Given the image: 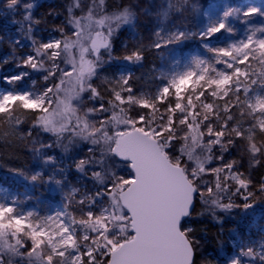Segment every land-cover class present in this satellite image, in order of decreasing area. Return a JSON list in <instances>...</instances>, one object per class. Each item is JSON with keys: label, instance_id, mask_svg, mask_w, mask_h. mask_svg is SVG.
Masks as SVG:
<instances>
[{"label": "snow or ice", "instance_id": "snow-or-ice-1", "mask_svg": "<svg viewBox=\"0 0 264 264\" xmlns=\"http://www.w3.org/2000/svg\"><path fill=\"white\" fill-rule=\"evenodd\" d=\"M34 6L25 4L27 14L14 22L20 23L30 50L15 57V72H0V136L15 135L32 119L28 136L38 131L55 137L54 143L33 141L39 146L32 149L37 162L30 175L13 171L33 187L61 193L62 200L50 210L43 205L46 210L40 212L23 206L30 197L0 190V264H6L5 255L7 264L11 257L27 264H192L193 229L184 221L197 194L213 209L247 213L256 205V192L264 193V177L250 191L253 180L240 170L245 155L249 169L264 160V139L257 140L264 138V25L249 24L251 17H264V7L225 5L218 15L204 11L205 22L188 30L164 26L173 7L169 2L149 43L124 55L122 67L121 58L112 55V36L122 25H134L135 13L128 8L97 18L105 0H92L87 12L76 16L84 6L71 0L63 26L45 38L34 35L40 23L32 19ZM2 7L14 12L19 0H6ZM229 18L247 25L238 39H226L237 33ZM191 41L198 47L185 53ZM145 48L171 57L154 92L133 84L131 66L143 62ZM8 62L0 58V65ZM105 64L116 71L105 77L102 93L93 82ZM33 75L44 82L39 88ZM85 96L92 107L79 114ZM95 117L103 118L91 122ZM80 142L90 145V155L74 160V167L77 173L90 172L94 193L71 186L68 169L54 151L67 154L75 147L74 158ZM238 146L239 158L225 162ZM109 160L126 165L127 176L106 167ZM227 264H264V239L242 241Z\"/></svg>", "mask_w": 264, "mask_h": 264}, {"label": "rangeland", "instance_id": "rangeland-1", "mask_svg": "<svg viewBox=\"0 0 264 264\" xmlns=\"http://www.w3.org/2000/svg\"><path fill=\"white\" fill-rule=\"evenodd\" d=\"M132 5V11L135 13V23L134 25H126L123 35H119L115 49V56L121 58L130 51L134 50L141 43L147 45L149 43L151 33L160 25L162 17L160 15L163 8H167L169 2L173 5L171 11L168 14L166 20H163L164 26L166 28H172L173 26H178L180 28L187 27L188 30H195L200 24L204 23L206 18L203 16L204 11H211L212 15H218L223 11L225 5L238 6L246 10L248 5H255L258 7H264V0H126ZM6 0H0V58L8 57L9 62L4 65H0L4 73H13L16 71L15 65L18 62L15 57H19L22 54L30 50V41L27 40L24 32L19 31L21 28L20 23H14L15 21H22L23 16L26 15L23 11L24 5L27 3H32L35 6L32 8V19L39 20L38 25H34L35 31L34 35L36 37L47 38L49 33L54 28L63 26V22L67 18V5L71 3V0H19L20 8L14 12H5L3 9V4ZM92 3V0H82L83 12L80 10L75 11L76 16L83 15L87 12L88 6ZM210 6H213L210 8ZM147 9V11H145ZM49 12L59 13L58 18H54L49 15ZM230 23L237 29L235 37H226V39H238L240 35L243 34L246 24L242 23L240 20L229 18ZM249 24L254 26L264 25V17L254 16L249 18ZM27 22L24 23L25 29L27 28ZM71 35L70 32L66 33ZM57 38H59V33H53ZM20 40L21 45L13 44V41ZM223 43V39L220 41ZM127 46V47H126ZM197 45L195 41L187 42L184 46V52L196 50ZM146 52H149L153 56L152 66H131V70L134 74L133 84L138 90L143 91H155L156 86L159 83V76L162 70H167L169 64L171 63V57L168 59L162 58L154 50H148L145 48ZM203 52V50H200ZM167 54V53H166ZM206 55V53H204ZM113 65L117 64L114 61L111 62ZM122 67L123 64H120ZM61 67H64L61 63ZM115 67H109L107 64L104 65V71L98 73L97 77L94 78V86L104 93L107 88V82L105 77L111 78L115 73ZM138 77L139 79H135ZM32 80H36V87L39 88L44 82L43 80L36 76H32ZM31 85V80L26 82ZM106 95V94H105ZM88 107H92V104L88 101L87 96L84 97L83 104L79 106V114H83ZM103 117H95L91 122H96L98 119ZM32 124V119L26 120V122L21 125L15 132V135L10 136H0V168L5 170L3 176L8 180L0 190L6 189L9 194L18 195L21 198L24 196L30 197V199L25 200L24 207L36 208L37 211L44 212L46 209L43 205H48V210L59 206L62 195L59 192L50 190L47 186L38 185L33 187L27 183L22 177H20L21 183H13V180L19 181L18 175L14 173L13 170H24L29 175L32 170H34L36 165V159L32 151L33 147H38L39 143L33 144V141L48 144L50 142L54 143L55 137L51 134H42L38 131H34L32 136H28L27 132ZM98 126V124H97ZM264 138L257 137V140ZM244 142L240 141L239 144ZM87 145L86 142H80L79 155L81 157L87 156ZM178 147V146H177ZM57 152V148L54 150ZM48 154H52L49 151ZM240 147L232 150L231 155H226L225 162L239 158ZM39 159H43L40 157ZM216 166V165H213ZM68 169V180L71 186L80 189L81 193L86 191V184L84 179V173H77L70 166L65 167ZM244 171L246 175H250L253 180V187L250 191L256 190L257 185L260 182V176L264 173V160L261 164L255 168L249 169L247 164V156L245 155L244 167L240 169ZM50 169H48V172ZM129 169L126 168L121 174L127 176ZM9 173V174H7ZM46 174V173H45ZM205 180H211L210 177L205 176ZM3 192L0 191V196ZM77 199L80 197L77 196ZM236 203H241L239 197H235ZM264 202V201H263ZM104 203H107L105 201ZM71 210V209H70ZM77 215H79L77 213ZM264 211L262 214L255 218L249 227H239L237 229L236 239L232 242L234 251L228 255L225 260H219L217 257H210L209 264H227V258L232 256L234 253L239 251V246L242 241L255 240L259 242L264 239ZM23 251V250H22ZM9 258V256H7ZM12 264H27V261L21 262L19 257H11Z\"/></svg>", "mask_w": 264, "mask_h": 264}, {"label": "trees", "instance_id": "trees-1", "mask_svg": "<svg viewBox=\"0 0 264 264\" xmlns=\"http://www.w3.org/2000/svg\"><path fill=\"white\" fill-rule=\"evenodd\" d=\"M124 8H128L129 11H132V5L126 0H105V6L103 10L97 9L96 15L97 18L100 15H111L113 12L122 11ZM126 25H122L120 28L116 29L112 36L113 47L116 46L117 40L119 39L120 34H124L123 31ZM113 28L115 25L113 24ZM115 49L112 52V55L115 56ZM103 59L108 60V54H103ZM118 63V61H115ZM120 64H125L123 60H119ZM142 66H152L153 65V56L149 52L145 51V58L140 64ZM107 100V95L104 96ZM68 142V137L64 139V143ZM76 151L75 147H72L70 152L65 154L61 148H57L55 152L62 162L60 166L68 167L75 170L74 160H78L81 156L78 154L72 158V154ZM87 155H90L89 153ZM96 155L99 156V149L96 151ZM110 170L116 171L117 175L121 174L126 165L120 163L118 160H109L106 164ZM122 170H117V169ZM76 171V170H75ZM5 170L0 168V187H3L8 180L3 176ZM45 176L48 174V169L45 170ZM9 174V173H7ZM86 184V191L94 193L96 191L95 182L90 177V172L83 174ZM260 178L264 177V173L259 175ZM211 178V177H210ZM19 181L13 180V183H21L20 176L18 177ZM212 179V178H211ZM256 191V190H255ZM228 195H231L230 193ZM224 202L227 201V197H222ZM256 200L255 207L247 213H242L239 209H234L231 213H225L219 209H213L210 203L205 204L201 201L200 196L197 194L195 196V206L191 215L186 218L184 221L185 227H191L193 231L189 234V238L193 241L194 249V261L193 264H209L210 257H217L219 260H225V258L234 251L232 242L236 239L237 229L239 227H249L253 220L259 217L264 211V193L256 192L254 197ZM213 212H215L216 219L213 218ZM8 255L4 256L6 261Z\"/></svg>", "mask_w": 264, "mask_h": 264}, {"label": "water", "instance_id": "water-1", "mask_svg": "<svg viewBox=\"0 0 264 264\" xmlns=\"http://www.w3.org/2000/svg\"><path fill=\"white\" fill-rule=\"evenodd\" d=\"M0 72H3V69H2V67L0 66ZM194 206H195V200H194ZM194 206L192 207V209H191V213H192V211H193V209H194ZM188 218V217H187ZM193 251H194V249H193ZM193 261H194V255H193V257H192V264H193Z\"/></svg>", "mask_w": 264, "mask_h": 264}]
</instances>
